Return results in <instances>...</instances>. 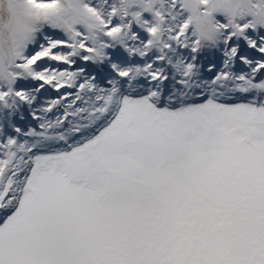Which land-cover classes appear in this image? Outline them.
I'll return each instance as SVG.
<instances>
[{"label":"snow or ice","instance_id":"obj_1","mask_svg":"<svg viewBox=\"0 0 264 264\" xmlns=\"http://www.w3.org/2000/svg\"><path fill=\"white\" fill-rule=\"evenodd\" d=\"M9 11L0 264H264V0Z\"/></svg>","mask_w":264,"mask_h":264},{"label":"clouds","instance_id":"obj_2","mask_svg":"<svg viewBox=\"0 0 264 264\" xmlns=\"http://www.w3.org/2000/svg\"><path fill=\"white\" fill-rule=\"evenodd\" d=\"M11 17L9 11V0H0V25L6 24ZM23 20L24 18H20Z\"/></svg>","mask_w":264,"mask_h":264}]
</instances>
